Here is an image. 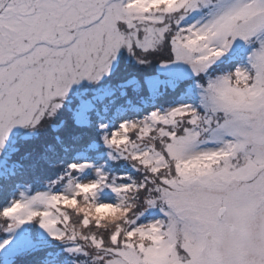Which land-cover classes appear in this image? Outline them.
<instances>
[{"label": "snow or ice", "instance_id": "1", "mask_svg": "<svg viewBox=\"0 0 264 264\" xmlns=\"http://www.w3.org/2000/svg\"><path fill=\"white\" fill-rule=\"evenodd\" d=\"M0 264H264V0H0Z\"/></svg>", "mask_w": 264, "mask_h": 264}]
</instances>
